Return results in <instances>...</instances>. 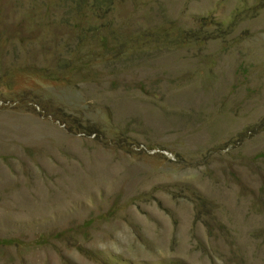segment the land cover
Masks as SVG:
<instances>
[{
	"label": "rangeland",
	"instance_id": "obj_1",
	"mask_svg": "<svg viewBox=\"0 0 264 264\" xmlns=\"http://www.w3.org/2000/svg\"><path fill=\"white\" fill-rule=\"evenodd\" d=\"M0 264H264V0H0Z\"/></svg>",
	"mask_w": 264,
	"mask_h": 264
}]
</instances>
